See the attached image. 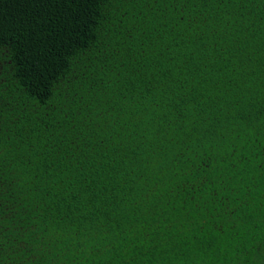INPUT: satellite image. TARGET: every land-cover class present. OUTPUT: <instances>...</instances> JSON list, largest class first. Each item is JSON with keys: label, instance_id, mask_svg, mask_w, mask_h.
<instances>
[{"label": "trees", "instance_id": "obj_1", "mask_svg": "<svg viewBox=\"0 0 264 264\" xmlns=\"http://www.w3.org/2000/svg\"><path fill=\"white\" fill-rule=\"evenodd\" d=\"M0 264H264V0H0Z\"/></svg>", "mask_w": 264, "mask_h": 264}]
</instances>
